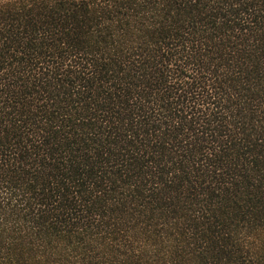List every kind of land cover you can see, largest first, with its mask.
Instances as JSON below:
<instances>
[{
    "label": "trees",
    "instance_id": "obj_1",
    "mask_svg": "<svg viewBox=\"0 0 264 264\" xmlns=\"http://www.w3.org/2000/svg\"><path fill=\"white\" fill-rule=\"evenodd\" d=\"M0 264H264V0H0Z\"/></svg>",
    "mask_w": 264,
    "mask_h": 264
}]
</instances>
